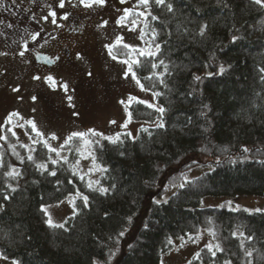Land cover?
Returning a JSON list of instances; mask_svg holds the SVG:
<instances>
[{"label": "trees", "instance_id": "obj_1", "mask_svg": "<svg viewBox=\"0 0 264 264\" xmlns=\"http://www.w3.org/2000/svg\"><path fill=\"white\" fill-rule=\"evenodd\" d=\"M171 2L174 14L152 6L160 21L149 17L147 28L143 17H129L140 19V30L145 33L144 46L137 48L148 51L152 28L160 33L159 56L131 54L132 60L142 62V66L134 64L133 70L145 88L163 93L154 104L166 109L162 117L165 127L153 124L159 117L154 109L132 100L128 105L132 118L149 124L138 129L134 142L122 132V144L102 141V151L92 146L97 163L107 172L81 174L76 170L73 175L70 165L77 160L75 149L82 143L75 139L63 149L69 164L49 165L57 170L56 177L41 175L27 161L29 152L21 144L37 149L32 153L37 162H47L48 155L55 158V154L42 145H32L30 139H20V135L39 139L29 125L25 124L22 132L13 130L16 136H12L7 132L11 126L4 123L2 134L8 136V141H0L5 165L0 168V204L4 205L0 210V253L8 260L19 264H93V260L98 264H166L163 256L178 237L188 241L197 230L212 227L226 249L218 253V264L225 258L232 259L233 264H247L248 259L252 264H264V209L245 211L225 201L204 203L212 196L264 195V82L259 72L264 68V9L250 0ZM177 24L181 25L180 32ZM202 24L208 25L204 37L198 35ZM183 28L189 34H183ZM233 35L238 37L234 42ZM130 51L121 45L112 54L128 58ZM161 59L171 70L163 77L167 88L155 76L152 81L144 79L163 71L162 67L151 69V62ZM221 64L227 71L215 74ZM209 72L213 75L208 76ZM194 75L201 80L195 81ZM153 83L155 88L151 87ZM142 127L148 128L151 135L141 131ZM10 144L25 158L23 164ZM200 162L205 168L187 177L190 183L183 189L172 187L184 182L188 170ZM8 165L16 166L23 176L15 181L5 177ZM95 180H100L109 192L90 191L87 184ZM8 184L16 191L7 188ZM77 190L89 197L88 207L76 196ZM4 195L10 199L5 201ZM69 196L73 210L56 223H64L65 227H49L41 205H52ZM158 200L168 202L155 203ZM232 232L253 237L251 241L244 239L245 247L254 249L251 258L244 256L241 238H233ZM168 238L173 241L171 245ZM204 245L177 264H188L189 260L192 264H208L206 250L201 253L202 261L193 259Z\"/></svg>", "mask_w": 264, "mask_h": 264}, {"label": "rangeland", "instance_id": "obj_2", "mask_svg": "<svg viewBox=\"0 0 264 264\" xmlns=\"http://www.w3.org/2000/svg\"><path fill=\"white\" fill-rule=\"evenodd\" d=\"M19 7H12L16 13L11 15L8 11L0 10V19L14 25L13 29H7L0 25V31L6 33L0 36V125H4L6 117L11 112H18L23 120L13 118L10 126L15 131L22 132L17 124H24L26 120H34L38 130L45 137L55 133L59 139L49 140L53 147H59L63 140L72 132H87L95 129L107 136L116 133L130 132L136 134L141 126L149 124L146 121L132 118L128 127L121 128L127 118L125 106L128 107L129 97H137L154 103L150 91H142L131 75L124 78L126 65L121 61L134 59L131 54L128 58L118 57L112 59L105 45L113 44L118 36L123 37V43L136 47H143L144 42L140 37V19L133 26L126 22L124 26L117 25L115 21L122 15L124 8H133L137 0H127L121 4L119 0H107V4L101 8L86 10L82 6L72 7L66 3L64 9H57L58 23L63 25L57 28L49 22L36 20L48 12L47 5L55 7L57 0H17ZM5 5L10 6L11 0H5ZM26 9L30 11H25ZM67 12L69 19H59ZM35 14L36 20L30 19ZM104 20L108 21L105 27H98ZM40 31L37 41L25 35L29 41L30 52L24 58L18 55L21 50L18 43L23 29ZM134 28L135 30H129ZM48 54L55 61L52 64L37 59L39 54ZM77 53L82 59H77ZM114 55V54H113ZM59 57L58 60L55 58ZM91 73V75H89ZM52 75L57 81V86H50L43 77ZM33 76L42 79L35 80ZM67 82V93L59 83ZM14 88L19 91L14 92ZM37 99L33 101L32 97ZM67 96H71L69 101ZM120 101H125L122 105ZM129 111V110H128ZM115 120L116 124L109 122ZM2 134V132H0ZM20 139L29 142L28 135H20ZM62 150L61 154L66 155ZM77 159L80 164L77 170L81 174H95L92 169L91 157ZM205 168L201 162L192 166L185 177L198 174ZM63 201V203H60ZM49 207L48 211L54 223L61 222L64 217L72 212V196H69ZM222 201L231 202V207H244L248 210L264 209V195L241 194L233 197H206L204 203L218 204ZM212 237L204 230L201 231V239L197 243L187 241L184 247H180L181 240L176 239L169 253L163 256L166 264H177L187 260L201 245L208 243ZM0 264H12L11 260L0 259Z\"/></svg>", "mask_w": 264, "mask_h": 264}, {"label": "snow or ice", "instance_id": "obj_3", "mask_svg": "<svg viewBox=\"0 0 264 264\" xmlns=\"http://www.w3.org/2000/svg\"><path fill=\"white\" fill-rule=\"evenodd\" d=\"M119 2L121 4H125L127 2V0H119ZM250 2L252 4H254L255 6H258L259 8L264 9V0H250ZM31 3L35 4L36 0H31ZM66 3L70 4L72 7L82 6L84 9L89 10V9H93V8H101V7L106 6L107 0H57L55 7L52 4L47 5V7L49 9L47 14L41 16L39 18V20H36L35 14H33L30 17V19L36 20L37 23H39L40 21H45V22L50 21V23L52 25H55L57 28H62L63 25L58 23L57 9H64L66 6ZM153 5H155L156 8L166 9V11L168 13H173V14L175 13L174 4L171 2V0H137V4L134 5L133 8H124L122 10V15H120L117 18L115 23L117 25L124 26L126 24V22H129L130 16H134L137 18L143 17L144 21H145L144 26H145V28H147V27H149V25L147 23L149 17L153 21H160V17L158 15L153 14V10H152ZM12 7H17V8L19 7L17 0H11V5L7 6V7L5 5V0H0V10L8 11L11 15L15 16L16 13L12 11ZM141 8L143 9L142 11L139 10ZM25 11H30V10L26 9ZM59 19L67 21L69 19L67 12H65L63 16L59 17ZM130 23L133 26H135L137 24V19L133 18L130 21ZM107 24H108V21L104 20L100 25H98V27H105ZM0 25H3L7 29H13L14 28V25L12 23H8L3 19H0ZM164 26L167 27V24H165ZM207 29H208L207 24L200 25L198 35L200 37H204L206 35ZM129 30H135V29L130 28ZM177 31L178 32L181 31V25L180 24H177ZM151 32H152V35H151V41L149 42L150 47H149L148 51H145L143 49H139L133 45L123 43V37L122 36H118L113 44L105 45V47L109 50V54L112 56V59H114V60L118 59V57L116 55L112 54L113 49L118 48L121 45H122L123 49L131 50L130 53H128V55H130L131 53H136L138 57H145V56L157 57V56H159V54L162 51L161 43L158 42L160 33L157 32V30L155 28H152ZM182 33L187 35V34H189V30L187 28H183ZM5 35H6L5 32L0 31V36H5ZM25 35L29 36L31 38V41L35 42V41H37L38 37H40L41 32L40 31H29L28 28H25V29H23V33L20 34L19 41H15V40L13 41V43H18V47L21 49L18 51V55L21 58H24L25 54L27 52L31 51V49L29 48V41L27 39H25ZM144 35H145L144 30L141 29L140 30V37L143 38ZM168 35L171 36V33L169 32ZM237 39H238V37H236L235 35L232 36L233 42ZM7 54H8L7 52H0V55H7ZM38 58L44 60V62L48 63V64H52L55 62L53 60V58H51V57L38 56ZM55 59L58 60L59 57H56ZM77 59H82V57L80 56L79 53H77ZM121 62L127 66L125 71H124V78L125 79H127L129 77V75H131V78L133 80H135L136 84L140 87V89L142 91H151V89L145 88V85L141 82V79L137 76L136 71L133 70L134 64L137 66H142V62L139 59L131 60V61L128 59H125ZM161 67L163 68L162 72H159V73L153 72L152 75L146 76V77H144V79L152 81L153 76H155L157 78L159 84H161L165 88H167L168 87L167 82L163 77L165 75L171 74V70L169 69L168 64H166L165 61L162 59L159 60L158 63L151 62V69H157V68H161ZM229 67H230V65H229ZM226 71H227V69L225 68V66L223 64H221L218 66V70L215 74L222 75ZM259 72L262 74L260 76V79L262 82H264V68H260ZM89 75H91V73H89ZM207 75L211 76V75H213V73L209 72V73H207ZM193 78L195 81L201 80V77L199 75H194ZM33 79L40 80V79H42V77L33 76ZM43 79L50 86H54V87L57 86V81L55 80V78L52 75H47V76L43 77ZM58 87L62 88L65 93H67L69 91V85L67 82L59 83ZM151 87L155 88L156 84L153 83ZM13 91L17 92V91H19V88H14ZM161 95H163V93H161V92H158V91L152 92L153 99H156L157 97H159ZM32 99H33V101H35L37 98L35 96H33ZM67 99L69 101H71L72 97L67 96ZM132 100H136L138 103L145 104L147 107L154 109L155 112L159 114V117L157 120L153 121V124L157 128H164L165 127V124H164L162 117L165 114L166 109L162 105H157V104L145 101V100H140L137 97H131L130 96L129 101H132ZM120 103L122 105H124L125 101H120ZM204 107L208 108V105H205ZM125 112H126L127 118H126L125 122L120 125V127L126 129L128 127V124L132 120V112L128 111L127 106H125ZM201 115H206V113L202 112ZM14 117L18 118L20 120H23V117H21L18 112H11L6 117V124H9V125L12 124ZM109 123L110 124H116V121L112 120ZM25 124L29 125L31 131L34 132L35 136L39 138V139H36V138H33L32 136H29V139L32 141V145H36V144L42 145L43 148L47 149L48 153H54L55 154V158H53L51 155H48L47 162H37L36 158L32 154V153L36 152L37 149L35 147L30 146V145L21 144V147L26 148L29 152L26 159H27V161L31 162L35 166V168L37 169V171H39L41 173V175H44L46 173L48 176H51V177L57 176V170L54 167L50 168L49 165L55 166L57 164H60L61 162H63L64 164H69L68 157L63 156L61 154V152L67 146L71 145L75 139H79L82 142L80 147H77L75 149V151L77 153H79L81 158L87 159V158L91 157L92 169L99 171V172H107L108 169L105 168L102 164L97 163L98 157L96 156L95 152L92 150V146L95 145L96 148H98L102 151L104 148L102 141H108L111 144H118V143L122 144L123 143V140L121 139V133H116L114 136H107L104 133L99 132L95 129H88L87 132L77 131V132L70 133L63 140V143H61L59 145V147H53L52 144L49 143V140H58L59 139V137L55 133H52L50 136L45 137L44 133H42L38 130L34 120H26L24 122V124H17V127L23 128L25 126ZM4 128H5V125H0V132H3ZM140 130L151 135V133L149 132V129L146 127H142ZM7 132L11 133L12 136H16V132L13 131V129L11 127L7 128ZM125 135L128 138L132 139L133 142L136 139V137L133 136V134L130 132L125 133ZM0 141L7 142L8 136L4 135V134H0ZM9 147L12 149L13 153L17 156V159L20 160V163L23 164L25 162V158L21 157L20 154L18 152H16L15 145L10 144ZM244 151L248 152L249 149L245 148ZM123 154L124 153L121 152V155H123ZM79 164H80V160L77 159L74 164L70 165L73 175L76 174L77 166ZM4 166L5 165L3 162V157H2V155H0V168H3ZM3 175L5 177L9 178L10 180L15 181L18 178H21L23 176V172L21 170L17 169V167L14 165H8V170L5 171L3 173ZM80 178L83 179L82 176ZM68 182L72 183V181H68ZM59 183H60V181L57 180V184H59ZM186 183H190V181L187 180V177L184 178V182L180 183L179 185L173 184L172 187H179V188L183 189L186 186ZM94 184L97 185L98 187H94ZM87 187L90 191H99L101 194H107L109 192V188L103 187L101 185L100 180L89 181L87 184ZM111 187H115V185H112ZM7 188H9L12 192L16 191V188L12 184H8ZM174 195H175V193H174ZM76 196L82 200L84 207H88L89 197L87 195H84L82 192L77 190ZM3 199L5 201H7L10 199V196L4 195ZM167 202H168L167 200L155 201V203H157V204H161V203L166 204ZM60 203H63V201H61ZM228 203L231 204V202H228ZM3 207H4V205L0 204V210H3ZM49 207H51V205H41L40 210L47 217V219L45 220V223L49 227H52V228H64L65 227L64 223L56 224L53 222L52 217L48 211ZM236 208L238 209L239 205H237ZM245 211H247V209H245ZM256 211H261V209H256ZM74 214H75V209H74ZM129 221H131V217H129ZM208 223H209V225L212 224L211 219H209ZM145 227H147V224H145ZM204 231H206L212 237V240H210L208 243H206L204 245L203 249H201V251L196 252L194 254L193 259L202 261L203 258L201 256V253L206 250L207 254L209 255L208 264H218V261H219L218 253H220V254L225 253L226 249L223 246L222 241H220L217 238V233L212 227H208V228L204 229ZM123 235H124V231H121L119 233V236L122 237ZM231 236L233 238H237L238 236H239V238H241L240 247L244 250V256L246 258H251L253 256L254 249L246 248L244 245V239L251 241L253 239V237L251 235L244 237L243 232H239V233L238 232H232ZM178 239L181 240L180 247H184V245L187 241H185L183 236L178 237ZM200 239H201V231L200 230H197L195 235H189L188 236V241H191L192 243H197ZM213 241H215V242H213ZM167 243L169 245H171L173 243L172 239L168 238ZM0 259L8 260L9 258L7 256H5L3 253H0ZM12 264H19V261L13 260ZM93 264H98V262L96 260H93ZM161 264H163V262H161ZM188 264H192V260H189ZM220 264H233V261H232V259L225 258L220 262ZM247 264H252L251 259L247 260Z\"/></svg>", "mask_w": 264, "mask_h": 264}, {"label": "water", "instance_id": "obj_4", "mask_svg": "<svg viewBox=\"0 0 264 264\" xmlns=\"http://www.w3.org/2000/svg\"><path fill=\"white\" fill-rule=\"evenodd\" d=\"M39 56L50 57L48 54H43V53L39 54ZM37 59H39V58H37ZM40 60H42V59H40ZM42 61H44V60H42Z\"/></svg>", "mask_w": 264, "mask_h": 264}]
</instances>
